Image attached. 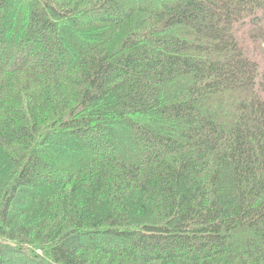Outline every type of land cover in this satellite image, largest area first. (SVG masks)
I'll return each mask as SVG.
<instances>
[{"label": "trees", "instance_id": "obj_1", "mask_svg": "<svg viewBox=\"0 0 264 264\" xmlns=\"http://www.w3.org/2000/svg\"><path fill=\"white\" fill-rule=\"evenodd\" d=\"M0 264H264V0H0Z\"/></svg>", "mask_w": 264, "mask_h": 264}]
</instances>
